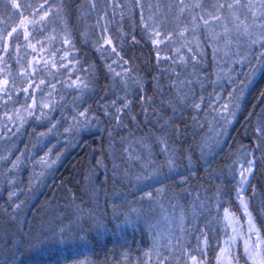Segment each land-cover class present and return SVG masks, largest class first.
Returning <instances> with one entry per match:
<instances>
[{
    "label": "trees",
    "instance_id": "1",
    "mask_svg": "<svg viewBox=\"0 0 264 264\" xmlns=\"http://www.w3.org/2000/svg\"><path fill=\"white\" fill-rule=\"evenodd\" d=\"M148 1L154 7L160 3V0H142L145 16L151 15ZM18 2L22 7L13 15L10 0H0V78L1 72L15 70L29 62L24 50L27 40L20 21L25 18L38 21L43 12L52 9L46 25L37 23L34 27L28 26L31 39H44L48 42L49 49L59 52L67 49L64 40H71L74 47L70 49V53L75 62H80L81 71L70 78H75L76 75L85 76L83 70L91 65L88 79L92 83L87 91L79 94L57 80L52 96L58 104L57 109L50 113V118L54 122L59 121L56 131L70 121L68 119L65 122L62 117H71L73 108L76 112L80 108L90 109L88 116L95 119L88 121L89 127L69 133L72 144L70 141L60 144L64 146L60 157L49 170L46 179L36 188L38 190H18L20 185H26V179L19 183L16 172L9 171L8 159H0V264H65L66 260L70 264L72 260L84 259L85 256L95 261V264H105V261L108 264H157L165 256V252L157 257L152 253L150 256L146 255L151 250L149 232L154 228L151 225L159 223L163 228V235H166L169 220L177 228L173 234L178 238H173L178 242L170 264H183V261L176 260V256L184 250H191L205 264H215L221 242L226 235L224 210L229 209L239 221L243 220L235 190L236 177L228 168L241 154V146L246 153H251L258 147L255 150L253 173L245 186L243 196L249 201L248 210L256 227L264 233V143L257 139L256 133L258 117L264 118V98H259L264 91V71L259 72L254 82L244 91L240 109L230 125L225 141L213 154L203 158L200 146L204 127L207 125L204 111L208 102V84L202 83L204 96L200 102L205 109L196 111L192 105L198 102L195 96V89L198 88L196 79L205 82L212 78L211 53L204 41L201 42L200 51L206 53L198 56L199 63L192 61L188 55L186 65L173 63L174 44L182 46L185 40L191 41L193 36L190 33H186L184 38L177 35L171 41H164L160 46L159 56L170 59H161L158 62L157 52L154 51L150 39L142 33L140 10L133 4V0H117L122 8H114L111 4H106L105 0H97V8L101 12L89 11L87 0H50L48 6L38 14H34V11L44 0ZM171 2L172 0H164L163 10L166 11L167 4ZM57 9L61 11L57 12ZM105 10L108 20L114 22V27L108 33L113 37L114 43H118L117 30L128 33L129 41L135 30L139 41L136 45L127 43L117 48L133 68L126 84L120 78L114 80L113 73L107 68V64L113 63L116 57L102 59L101 53L97 51L98 44H102L101 30L96 26L97 19ZM104 23L101 21L102 26ZM185 23L187 20L177 28L173 13L167 17L163 29L159 30L162 36L168 35L174 29L178 33ZM18 26V33L9 38L8 32ZM200 35L201 33L197 34L198 39ZM202 35L206 37V31ZM5 41L10 46L7 54L3 51ZM183 49L186 53V48ZM256 49L254 46L252 52L258 53ZM110 51L109 46L103 55L107 57ZM63 71L65 70L57 71V76ZM121 71L119 66H114V72ZM176 72L180 73L179 79L182 81H192L189 76L194 78L192 84L185 85L179 93L180 96H188L184 105L175 102L177 88L170 87L176 79ZM141 97L151 98L150 106L143 103ZM113 101H116L115 107H111ZM125 103L128 107L117 113V109L122 108ZM3 104V101L0 102V107ZM105 111L111 116L105 115ZM250 112L256 115L248 118ZM116 115L120 116L119 124ZM194 117L202 127L194 123ZM165 122H168L167 125ZM25 125L18 138H0V157L21 153L25 158L24 164H30L40 141L37 135L39 125L35 119H30ZM165 133L169 134V146L179 150L178 165L174 171H170L163 164V145L157 141V137H162ZM56 138L48 139L47 145ZM144 145L150 147L151 156ZM125 148L129 149L128 153L124 152ZM129 154L140 155V164L150 159L160 167L157 177L160 182L149 181L150 187L143 188V191L164 188L161 201L164 210L147 201L142 206L131 204V207H142L143 214L139 217L132 215L131 223L114 230L109 225L107 231H92L90 246L83 250V255L74 247L69 250L65 245H57L52 239L54 230L65 226L78 230L83 220L87 219L86 216L79 220L75 218V205L94 209L112 219L114 211L128 212L129 205L126 201L131 202L143 194L134 183L129 184L128 178L124 176L126 169H130L132 175L141 171L140 164L128 162ZM249 158L252 159L251 156ZM114 165L119 166L115 175ZM151 170L145 169L146 172ZM24 177L25 175L21 179ZM185 179L187 182H184ZM133 191L136 192L135 197L131 195ZM10 192H16L17 196L10 200ZM86 192L88 195H85ZM92 193L98 194L99 208H96V200L89 202ZM21 202L22 208L13 213L11 205ZM114 205L117 207L114 208ZM4 209L8 211L5 212ZM83 226L85 230L88 229L87 224ZM71 235L76 236L77 232H72ZM205 239L207 245L204 243ZM197 248L201 251L197 252ZM124 254L130 256L129 261L123 260ZM239 264H244V260L241 259Z\"/></svg>",
    "mask_w": 264,
    "mask_h": 264
},
{
    "label": "snow or ice",
    "instance_id": "2",
    "mask_svg": "<svg viewBox=\"0 0 264 264\" xmlns=\"http://www.w3.org/2000/svg\"><path fill=\"white\" fill-rule=\"evenodd\" d=\"M50 0H44V3L39 6L38 9L34 11V14H38L43 11L45 7L48 6ZM89 5V11L101 12L100 9L97 8V0H87ZM106 4H111L114 8L121 7L118 4L117 0H105ZM164 0H160L155 7V12L152 15L145 16L144 8L142 0H133V4L139 8L140 10V25L142 33L147 35V38L150 39L154 51L157 52V61L159 62L161 59H170L169 57L161 58L159 56L160 46L164 41H171L174 36H179L180 38H184L186 33H190L193 36L191 41L185 40V43L181 46L182 48H187L188 53H192L190 59L196 63H199L198 56L203 55L200 51L201 42L204 41L207 46L213 47V55L214 57H218L223 53L224 57H235L239 56L238 61H233L237 63L248 62V66L250 67V71L245 73L246 79L240 81L242 87L239 89L240 96H243V88L248 87V85L252 84L255 80V77L258 72L264 71V0H172L171 3L167 4L166 11L163 10ZM210 4V7H206ZM10 7L13 10V15L17 13L18 10L21 9L22 5L18 2V0H10ZM151 7V5H150ZM52 9L49 11L43 12V15L39 17V20H28L27 18L22 19L20 21V26H24L25 29V40H30L31 36L28 32V26H35L37 23L41 25H46L50 15L52 14ZM57 12L61 11V9H57ZM174 13V20L176 23V27L179 28L180 23L187 20L184 27L180 29L177 33L175 29L172 32H169L167 36L161 40L159 37L161 36V31L157 29H163L164 25L167 22V17ZM22 14V13H21ZM101 21L105 23L103 26L101 25ZM97 27H100L101 37L103 43L98 44L97 51L101 53L102 59H108L112 56H115L116 59L111 64H107V68L109 72L113 73V79L120 78L125 84L127 83V78L131 77V73L133 71L132 66L128 60H124L123 56H121L120 51L117 50L118 46H122L123 44L130 43L131 45H136L139 41L136 38L135 30H133L131 34V40L128 39V33L123 32L122 30H117L118 43H114L113 37L111 35H105L106 33H110L112 28L114 27V22L108 20L107 11H103L101 15L98 16L97 19ZM219 28V31L216 29ZM19 31V26L12 28L10 32H8V37L13 38L14 34H17ZM204 31L208 32V35L205 37L202 35ZM201 33L199 39L197 38V34ZM155 36L156 38H152ZM39 43V42H38ZM64 44L70 50L73 48V44L71 40L65 39ZM222 44V47L220 46ZM194 45V47H193ZM111 47V51L108 53V56L105 57L103 55L104 52L107 51L108 47ZM254 46H258L261 51L258 53H253L252 49ZM29 47H35L33 45H29ZM235 49V50H234ZM10 46L7 42L4 43L3 51L4 53H9ZM121 47V51H122ZM176 55H179V61L173 59L174 64H185L187 63V57L181 54V48H177L174 50ZM73 59L70 51H65L64 56L60 60V69H63L68 72L69 76L74 75L76 72L81 71L79 67V61L75 63L71 62ZM64 60H69L68 64L63 63ZM252 60H256L257 63L253 64ZM37 65L40 61L35 62ZM47 63V62H45ZM31 66V65H30ZM114 66H119L122 71L114 72ZM53 68H56V63L52 64ZM92 66L90 65L88 69H84L85 76H77L75 80H72L67 84V88L77 91L79 94H83L85 91L89 89L92 81L88 79L90 75V70ZM60 69H57L59 71ZM22 77H27L29 75L28 72L24 71L22 68L21 71ZM176 79L173 80L170 87L177 88V96L175 98V102L184 105L188 100V96H180V91L183 90L185 85H191L192 81H182L179 79L180 73H174ZM139 83V81H135ZM213 84H216V81H212ZM233 87H235L236 82L232 81ZM9 80L4 79L0 81V101H3L6 106L9 102H13V99L10 95H8L9 91ZM45 86V81L41 80L40 84L36 85V89H41ZM203 87V85H201ZM51 91L49 92L46 99H48V103H43L36 98L37 92L32 88V82L29 80V87L23 89V94L25 96L26 106H22L15 110V115L5 112L0 120H7L13 123H17V131L22 128L26 123L30 121V119H35L37 121L41 120H49L50 127L47 133H39L38 138L47 136L49 133H52L54 129L59 126V121L56 123H52L50 118V113L57 109L58 102L52 99L53 92L56 89V85L51 86ZM17 92H20V89H17ZM211 95V94H210ZM229 97H233V93H228ZM7 96V99L4 97ZM32 97V103L27 104V98ZM79 95L77 99H79ZM259 98H264V91L261 92ZM63 99V97H61ZM219 95L216 96V99L212 101V104L209 105V108L212 109L213 112L217 114L219 117L218 120H215V123L220 125L221 131H216L215 128L212 131H216V138L213 141V145L218 146L220 140L222 139L223 132L227 131V125L231 123L232 117L235 115L234 111L230 112V106L239 107L238 103H234L233 100H230L229 103L220 106L219 108H213L212 105L219 100ZM141 101L143 103H147L150 106L151 98L141 97ZM201 101H203V97H201ZM164 102L162 101V104ZM75 105L76 102L74 101ZM116 101L112 102L111 107H115ZM82 106V105H76ZM108 106H105L107 108ZM128 104L125 103L122 108L117 109V113L122 112L123 109H126ZM192 107L196 111L204 110L202 108V103H195ZM39 110L40 115H36V111ZM47 110V111H45ZM73 115L69 118L62 119L67 122L68 119L71 120V123L67 128L64 129V132L74 133L78 130L87 128L90 126L88 121L95 119V117H89L88 112L90 109H84V111L76 112L75 109H72ZM175 113V109H173ZM227 114V115H226ZM105 115L111 116L110 113L105 111ZM252 115H256L253 112L249 113L250 118ZM117 122L119 124L120 116L116 115ZM135 119V117H133ZM215 119V118H214ZM247 119V118H246ZM194 123L197 126H201L199 121L194 117ZM159 120L157 121V123ZM222 122V123H221ZM168 122H165L167 125ZM202 127V126H201ZM178 132L179 129H176ZM256 133L258 134L257 139L264 143V118L258 117V123L256 126ZM168 133H165L162 137H157V141L163 145L161 148V154L165 156V160L163 162L170 171H174L178 165L179 157L177 155L178 149L170 147L168 144ZM213 145H209L208 138L203 141V146L209 147V150H213ZM145 148H148V155L151 156V150L148 145H144ZM241 157L238 160H233L231 164L228 165L230 173L234 175V169L237 162L240 163L239 171V181L238 187L236 189L237 197L240 200L244 216L247 217V232L243 231V226L239 224V220L230 212L229 209H225L224 215V225L225 229L231 228L232 235L228 236L224 241L225 247L220 248V252L217 256V264H239L240 260H244V264H264V233L261 232L259 228L256 227V224L253 220L251 212L248 210L249 201L244 199L243 191L245 189L246 184L249 182L250 175L253 173L254 163L256 160L255 150H258V147L251 153H246L243 151V146H241ZM51 151V149H50ZM125 153L129 152L128 148L124 149ZM246 156H251L252 159H246ZM0 159H7V157H0ZM57 159H52L48 154L40 157L38 161H34V166L39 167L42 171L38 174H35L37 177L43 176L44 171L46 169H50L53 165L57 163ZM142 157L140 155H132L129 154L128 162H135L140 164ZM99 163V162H98ZM21 165V157H17L14 161L11 162V168L9 171H13L19 168ZM246 165V167H245ZM141 171L138 174H131L130 169H126L124 172V176L128 178V183L133 184L134 186L143 194L138 198L134 199L131 202L126 201V204L129 205L128 212H117L114 211L112 215V219H108L106 214L98 213L94 209H84L79 205H75V218L79 220L81 217H87L80 224L78 230L73 227L65 226L58 230L53 231L52 239L55 241L57 245H65L66 249L76 248L80 251V254L83 255V250L90 246L91 240L90 235L92 231H96L99 233L101 230L107 231L109 229V225H112L113 230L115 228H119L123 224L131 223L132 215H137L138 217L143 214V208L131 207V204H140L141 206L147 201L151 205H156L161 208L163 211V204L161 203L163 199V193L165 192L164 188L156 189L155 191H147L144 192L143 188L150 187L149 181L153 183H159L160 181L157 179L160 173V167L155 164L154 161L148 160L146 163L140 164ZM145 169H152L151 171H145ZM119 166L114 165L113 173L114 175L118 172ZM184 182H187L186 179ZM11 184L12 181H9ZM142 185V187H141ZM85 195H88L86 192ZM131 195L136 196V192H131ZM16 192L9 193V199L11 200L13 197H16ZM92 200H96V208H99V197L98 194L92 193L89 196V202ZM23 206V202L19 204L11 205V210L13 213L17 212ZM114 208L117 206H113ZM175 207V205L173 206ZM3 211L7 212V209ZM84 224L88 225V229L85 230ZM72 232H77L76 236L71 235ZM227 235V233H226ZM255 237V239H253ZM243 241V255L239 252H233V247L238 248L237 240ZM205 245H207V240L204 241ZM219 246V245H218ZM175 247V246H173ZM197 252H200L201 249L197 248ZM151 250L146 255L150 256ZM173 253L170 251L169 256H164L157 261V264H170V260ZM124 261H129L130 256L124 254ZM176 260L183 261V264H205V261L199 258L197 255H193L191 250H185L181 252L179 256H176ZM65 264H68V261H65ZM70 264H95L91 258L85 256L84 259L76 258L70 262ZM105 264H108L105 261Z\"/></svg>",
    "mask_w": 264,
    "mask_h": 264
},
{
    "label": "rangeland",
    "instance_id": "3",
    "mask_svg": "<svg viewBox=\"0 0 264 264\" xmlns=\"http://www.w3.org/2000/svg\"><path fill=\"white\" fill-rule=\"evenodd\" d=\"M150 5H151V7H150ZM147 6H148V9L150 10L149 12L152 15L153 12H155L154 4L151 1H148ZM206 7H210V4L207 5ZM147 16H149V15L147 14ZM22 28H23V31L25 34L24 26H22ZM157 30H159V29H157ZM219 30H220L219 28L216 29V31H219ZM28 32L30 33L29 28H28ZM206 33L208 35L207 31H206ZM105 35H108V33H106ZM165 36H167V35H165ZM165 36L161 35L159 38L161 40H163ZM153 38H156V37L153 36ZM101 41H102V39H101ZM102 43H103V41H102ZM30 44L35 46V47L34 48L29 47ZM48 46H49L48 42L45 41L44 39H40V40H32L31 39V41L27 40L26 48L24 50L26 52V56L28 58L27 60H29V62L26 64H23L22 67L17 68L15 70H11V71L7 70L5 72H1L0 81H2L4 79L9 80L8 95H10L12 97L13 102H9L6 106L3 104V106L0 107V117H2L5 112H8L10 114L15 115L16 109L21 108L22 106H26L25 96L23 94V89L26 87H29V80H31V82H32V88L35 89V91L37 92L36 98L41 102V104H43V103L49 102L48 99H46V97L48 96L49 92L52 90L51 86L55 85L57 83V80L62 81L63 85L65 84V86H66L72 80L76 79V77L78 75H76L75 78L71 79L67 71H63L61 73V75H58V76L56 73L57 69H60V63L59 62H60L61 58L64 56L65 51H70L67 48V46H65L67 48L66 50L64 49V51L62 50L60 52L58 50H54V49L51 50L48 48ZM220 46L222 47V44ZM213 47H216V45H213L212 47H208V49L211 53V59H210L211 61L210 62L212 63V72H211L212 78L210 77L209 81L205 80V82H203V81L199 82L200 80L196 79V83L198 85V88L195 89V92H196L195 96H197V98H198L197 103H201L200 102L201 97L204 96L202 93V91L204 90V85L208 84V88H209L208 93H207L208 102L205 105L206 109L204 108L205 109L204 116L207 118V125L204 127L205 131H204L203 137H202L203 141L206 138H208L209 145H213V141L216 138V131H221L220 125L215 123V120H218L219 117L217 116V114L215 112L212 111L211 108H209V105L212 104V101L216 99L217 95H219L220 99L217 100L214 105H212L213 108H219L220 106L229 103L230 100H233L234 103H238L239 107L230 106V112L234 111L235 115L232 117L231 123L227 125V131L223 132L222 139L220 140L219 145L218 146L213 145V150L210 151L209 147L203 146V150H201L203 152L202 153L203 158H207V157H209V155L213 154L217 149H219V146L225 141L227 133H228L229 128H230V125L234 122V120L237 116L236 114L238 113V111L240 109V105H241L240 101H241V98L243 97V96H240V92H239V89L242 87V85L240 84V81L245 80L246 79L245 73L250 71V67L248 66L247 61H245L244 63L233 62V61H238L240 59L239 56L224 57L223 53H221L220 56L214 57ZM177 48H181V54L185 55L186 57H187V55L191 57L192 53H188L187 48H186V53H185V51L181 47V45L176 46V44H174V47L172 48V54L177 61H179V59H180L179 55H176L175 51H174ZM256 48H257L256 50L258 52L261 51L258 46H256ZM202 53H206V52L204 51ZM0 60H1V58H0ZM36 61H40V63L37 65L35 63ZM45 62H47V63H45ZM54 62L56 63V68L52 67V64ZM69 62H70L69 60L63 61V63H65V64H68ZM71 62L75 63V59H72ZM252 63L256 64L257 61L252 60ZM22 68L24 71L29 73V75L27 77H22V75H21ZM0 69H1V67H0ZM60 70H63V69H60ZM258 73H257V75H258ZM189 78L192 79V81L194 80L193 76H191V77L189 76ZM41 80L45 81V86H43L41 89H36L35 86L40 84ZM212 81H216V84H213ZM232 81L236 82L235 87H233ZM202 83L204 84L203 87H201ZM44 87H48V89H45ZM17 89H20L19 93L17 92ZM246 89H247V87L243 88V95H244V91ZM229 92L233 93V97H231V98L229 97V95H228ZM0 95H3V94H0ZM4 98L7 99V96H5ZM52 99L54 100L53 96H52ZM0 102H2V101H0ZM31 103H32V97L29 96L27 98V104H31ZM45 111H47V110H45ZM79 111H84V108H80L78 110V112ZM36 114L40 115L39 110L37 111ZM70 116H72V115H70ZM45 123L47 124L46 126H45ZM52 123H56V122L52 121ZM70 123H71V120L69 122H67L60 130L58 129V131H56L54 129L53 132L49 133L47 136L40 137V141L37 145V149H36L35 153H33L34 158L30 162V164L29 163L28 164L26 163V165L24 164L25 158L22 156L21 153L13 154L11 156H10V154L7 155L8 165L10 168H11V162L14 161L18 156L21 157V165L19 166L18 169L14 170L17 174L16 180H18L19 183H21L22 180L26 179L27 183H26V185H23V186L20 185L19 188H17L18 190L23 189V190H27V192H28L29 189L31 188V190L35 191V189L38 188V186L46 179V177L49 174V170L52 167L50 169L43 170L44 175L37 177L35 174L40 173L42 171V169L39 167H35L34 161H38L40 159V157L44 156L45 154H48L52 159H57V156H59L61 154V152L64 148V146H60V144H64L65 142H68V141H70V144H72V137H70L69 133H68L69 135H67L64 132V129L67 128ZM87 123H90V122H87ZM17 124H18V122L13 123V122L7 121V120H0V138L1 139L3 137L6 139L18 138L20 136V134H22L24 126H26V125H24L22 128H20L19 131H17ZM37 125H39L37 134L47 133L49 127L51 126L49 121H47V119L37 121ZM213 128H215L216 131H212ZM50 138H56V140L53 143H50L49 145H47V141ZM202 145H203V142L200 146L201 149H202ZM50 149H51V151H50ZM239 157H241V154H239L235 160H238ZM245 158L251 159V158H249V156H246ZM245 167H246V165H245ZM239 168H240V163L237 162V164L235 165V169H234V176L236 177V179H235L236 180L235 190L239 186L238 185V181L240 179L239 171H238ZM21 172H23V173L20 175ZM23 175H25V177H24V179H21V177ZM232 175H233V173H232ZM36 190H38V189H36ZM237 199L240 202L238 197H237ZM240 206H241V203H240ZM241 212L243 213L242 206H241ZM239 224L241 226H243V231L246 233L247 232V217L244 216V213H243V220L239 221ZM151 226L154 227L153 229H150V232H149V238H151V248L150 249H151V253L153 254V256L157 257L158 255L161 254V252H165V256H169L170 251L172 253H174L176 250V245H177L178 241L173 240V238L174 239L177 238L176 235L173 234V233H176L177 228L172 226V221L169 220V223L167 225L168 227L166 229L168 231V233L166 235H163L164 231H163V228L160 227L159 223H156L155 225L153 224ZM226 233H227V235L224 236V238L221 242V247H225L224 241L227 239L228 236H231L233 234L232 229L230 227L227 228ZM253 239H255V237H253ZM179 243H180V240H179ZM237 244L239 245V247L238 248L233 247V252H239L240 254L243 255V241L238 239ZM173 246H175V247H173ZM162 249H164L165 251H162ZM219 252H220V249L218 251V254H219ZM218 254H217V256H218ZM215 264H217V259L215 261Z\"/></svg>",
    "mask_w": 264,
    "mask_h": 264
}]
</instances>
